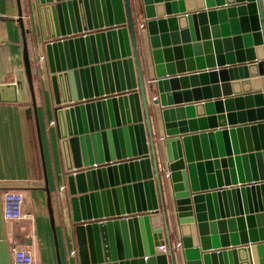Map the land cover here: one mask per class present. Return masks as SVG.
I'll return each instance as SVG.
<instances>
[{
	"label": "water",
	"instance_id": "obj_1",
	"mask_svg": "<svg viewBox=\"0 0 264 264\" xmlns=\"http://www.w3.org/2000/svg\"><path fill=\"white\" fill-rule=\"evenodd\" d=\"M39 1L79 264H264V0Z\"/></svg>",
	"mask_w": 264,
	"mask_h": 264
},
{
	"label": "crops",
	"instance_id": "obj_2",
	"mask_svg": "<svg viewBox=\"0 0 264 264\" xmlns=\"http://www.w3.org/2000/svg\"><path fill=\"white\" fill-rule=\"evenodd\" d=\"M20 6L27 30L42 138L40 140L38 134L30 91L28 102L0 101V264H13L12 248L15 245L31 249L40 264H79L74 227L65 203L63 158L53 115L55 105L44 41L40 37L44 26L39 0H20V4L18 0H0V84L14 83L18 70L24 67V40L18 21ZM139 40L142 44L143 34H139ZM40 56L44 57L40 59ZM153 95L149 107L155 114L159 107L152 102ZM156 125L154 120L153 129L158 136L160 132ZM6 190L24 192L22 217L6 216ZM48 194L52 200L54 222ZM157 217L156 223L162 224V214ZM177 240L175 237L173 243Z\"/></svg>",
	"mask_w": 264,
	"mask_h": 264
},
{
	"label": "built area",
	"instance_id": "obj_3",
	"mask_svg": "<svg viewBox=\"0 0 264 264\" xmlns=\"http://www.w3.org/2000/svg\"><path fill=\"white\" fill-rule=\"evenodd\" d=\"M142 25V24H141ZM44 57V56H40ZM64 186H61V189ZM24 202V192L20 190H6L4 192V210L6 216L9 217H22V204ZM176 244H180L179 242ZM179 245L176 246V248ZM160 248L166 251V246L161 245ZM13 264H40L37 263L32 253V250L27 247L13 246Z\"/></svg>",
	"mask_w": 264,
	"mask_h": 264
},
{
	"label": "rangeland",
	"instance_id": "obj_4",
	"mask_svg": "<svg viewBox=\"0 0 264 264\" xmlns=\"http://www.w3.org/2000/svg\"><path fill=\"white\" fill-rule=\"evenodd\" d=\"M42 57H40V59H41Z\"/></svg>",
	"mask_w": 264,
	"mask_h": 264
}]
</instances>
